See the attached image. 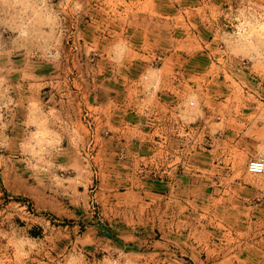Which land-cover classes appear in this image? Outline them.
Here are the masks:
<instances>
[{
    "label": "rangeland",
    "instance_id": "1",
    "mask_svg": "<svg viewBox=\"0 0 264 264\" xmlns=\"http://www.w3.org/2000/svg\"><path fill=\"white\" fill-rule=\"evenodd\" d=\"M262 154L264 0H0V264H264Z\"/></svg>",
    "mask_w": 264,
    "mask_h": 264
},
{
    "label": "built area",
    "instance_id": "2",
    "mask_svg": "<svg viewBox=\"0 0 264 264\" xmlns=\"http://www.w3.org/2000/svg\"><path fill=\"white\" fill-rule=\"evenodd\" d=\"M84 127L87 131V148L92 146L93 139L98 136L99 138H106L107 131L99 129L96 133V127L92 120H90L87 112H83ZM245 170L251 175H264V154L259 156L257 159H253L247 162Z\"/></svg>",
    "mask_w": 264,
    "mask_h": 264
},
{
    "label": "crops",
    "instance_id": "3",
    "mask_svg": "<svg viewBox=\"0 0 264 264\" xmlns=\"http://www.w3.org/2000/svg\"><path fill=\"white\" fill-rule=\"evenodd\" d=\"M90 101H92L93 102V98H91V100ZM114 109V108H113ZM117 109V108H116ZM112 113H113V110H112ZM115 123V125H117L118 123H116V122H114ZM110 125V124H109Z\"/></svg>",
    "mask_w": 264,
    "mask_h": 264
}]
</instances>
